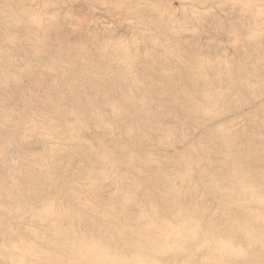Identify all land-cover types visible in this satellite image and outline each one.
<instances>
[{
  "label": "rangeland",
  "instance_id": "374dc122",
  "mask_svg": "<svg viewBox=\"0 0 264 264\" xmlns=\"http://www.w3.org/2000/svg\"><path fill=\"white\" fill-rule=\"evenodd\" d=\"M0 264H264V0H0Z\"/></svg>",
  "mask_w": 264,
  "mask_h": 264
},
{
  "label": "bare ground",
  "instance_id": "6f19581e",
  "mask_svg": "<svg viewBox=\"0 0 264 264\" xmlns=\"http://www.w3.org/2000/svg\"><path fill=\"white\" fill-rule=\"evenodd\" d=\"M260 220V219H259ZM259 222V221H258Z\"/></svg>",
  "mask_w": 264,
  "mask_h": 264
}]
</instances>
